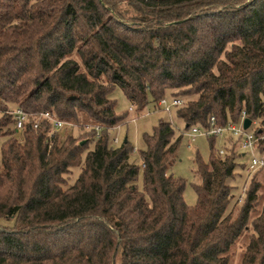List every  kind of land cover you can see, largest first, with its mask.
<instances>
[{
	"label": "trees",
	"instance_id": "obj_1",
	"mask_svg": "<svg viewBox=\"0 0 264 264\" xmlns=\"http://www.w3.org/2000/svg\"><path fill=\"white\" fill-rule=\"evenodd\" d=\"M116 86L138 111L189 96L186 127L245 110L264 155V0H0V264H230L249 225L241 264H264L260 183L239 205L234 140L221 154L210 136L209 160L196 154L190 205L169 172L182 138L172 121L144 134L140 163L130 140L111 141L126 117ZM14 104L82 131L48 119L17 130Z\"/></svg>",
	"mask_w": 264,
	"mask_h": 264
},
{
	"label": "rangeland",
	"instance_id": "obj_2",
	"mask_svg": "<svg viewBox=\"0 0 264 264\" xmlns=\"http://www.w3.org/2000/svg\"><path fill=\"white\" fill-rule=\"evenodd\" d=\"M231 44H229L230 47ZM110 98L115 101V108L119 114L126 115L125 119L118 123V126L111 129V141L113 144H120L125 138L130 140L134 145V149L131 152V160L140 163V149L145 147L144 134L146 132H152L154 126L158 124L161 118L172 121L175 126L176 135H181V142L177 150V154L173 163L169 167V172H173L178 176L185 179L184 198L185 201L193 205L197 202L198 196L195 188L196 183L199 182L198 174L196 173V154L199 153L205 161L209 160L210 156V136L206 135H194L191 132V127H186V121L180 117L177 113L178 105H172V101L175 96L171 92H167L165 95L166 103L171 105V111L168 112L164 109L165 105H159L158 102L149 101L146 107L142 111H138L136 106L132 104L124 90L120 86H116L109 93ZM185 100H188L187 95L182 96ZM16 104L12 105L11 108L15 107ZM68 129L72 130L75 135H80L81 129L73 124L69 123ZM256 122H252L249 126L253 129L256 126ZM65 127V126H64ZM66 127V128H67ZM62 129V128H61ZM229 133L223 136L215 137V149H219L223 146H229L225 143L224 138L230 137ZM118 141L115 142L114 139ZM234 143V141H233ZM234 145V144H232ZM93 146V143L90 145ZM238 152L243 150L240 148L239 143L235 144ZM237 152V153H238ZM239 164L236 168L237 174L234 179L236 185L235 191L237 193L239 205L243 203L245 199L244 190L248 188L249 182H259L260 187L258 189V197L255 201L254 211L259 210L264 203V168H257L254 170H247L249 162V155L239 154ZM245 165V166H244ZM80 172V166L74 167L71 172L67 174L68 182L72 183ZM3 223L12 224L13 220H1ZM249 230H245L237 241L232 245L230 250V264H241L242 255L245 246L248 243ZM120 264V263H118Z\"/></svg>",
	"mask_w": 264,
	"mask_h": 264
},
{
	"label": "built area",
	"instance_id": "obj_3",
	"mask_svg": "<svg viewBox=\"0 0 264 264\" xmlns=\"http://www.w3.org/2000/svg\"><path fill=\"white\" fill-rule=\"evenodd\" d=\"M165 97V96H164ZM162 97L159 101V105H165L164 109L168 112L171 111V105L166 103L165 98ZM185 102L184 98L181 96H175L172 105H183ZM8 112L12 113L14 117V126L17 130H22L28 122H32L34 127L40 126L41 122L44 119H48L53 124V129L63 128L68 121L61 119L54 115L49 110H43L40 112L27 111L23 107L17 105L13 108H9ZM248 116L246 111L243 110L238 121H228L226 123H219L215 114H212L209 117L207 124H194L191 126V132L194 135H206V136H223L226 133H229L231 138L234 139V143H239L242 152H238L236 146L234 149L239 154H248L249 162L246 167L247 170H254L260 167H264V155L263 153L257 150L255 145L256 135L253 129H250L249 125L247 128L244 126V119ZM253 121H251L252 123ZM226 138V137H225ZM115 142L118 141L117 138L114 139ZM227 151L226 146L219 148L221 154H225ZM245 192V190H244Z\"/></svg>",
	"mask_w": 264,
	"mask_h": 264
},
{
	"label": "water",
	"instance_id": "obj_4",
	"mask_svg": "<svg viewBox=\"0 0 264 264\" xmlns=\"http://www.w3.org/2000/svg\"><path fill=\"white\" fill-rule=\"evenodd\" d=\"M251 118L246 116L245 119H244V126L247 128L250 124H251ZM127 138H125L126 140ZM86 139H82L81 142H85Z\"/></svg>",
	"mask_w": 264,
	"mask_h": 264
},
{
	"label": "crops",
	"instance_id": "obj_5",
	"mask_svg": "<svg viewBox=\"0 0 264 264\" xmlns=\"http://www.w3.org/2000/svg\"><path fill=\"white\" fill-rule=\"evenodd\" d=\"M116 126H118V124L116 125ZM115 126V127H116ZM233 138H231V137H226V138H224V141L225 142H231V140H232ZM234 140V139H233ZM234 145H235V143H233ZM242 155H244L243 153H242Z\"/></svg>",
	"mask_w": 264,
	"mask_h": 264
}]
</instances>
